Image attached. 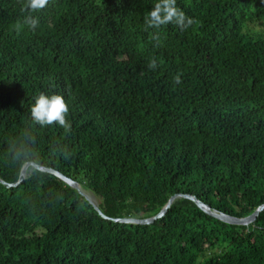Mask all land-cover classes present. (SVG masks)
Listing matches in <instances>:
<instances>
[{"label": "trees", "instance_id": "trees-1", "mask_svg": "<svg viewBox=\"0 0 264 264\" xmlns=\"http://www.w3.org/2000/svg\"><path fill=\"white\" fill-rule=\"evenodd\" d=\"M0 0V264H264V0H177L193 21L146 28L155 0ZM37 17L35 27L29 16ZM155 61V67L152 63ZM179 78V83H176ZM68 128L41 126L40 93ZM104 215L106 218H104Z\"/></svg>", "mask_w": 264, "mask_h": 264}, {"label": "clouds", "instance_id": "clouds-1", "mask_svg": "<svg viewBox=\"0 0 264 264\" xmlns=\"http://www.w3.org/2000/svg\"><path fill=\"white\" fill-rule=\"evenodd\" d=\"M49 0H27L25 11L29 13L38 12L44 9ZM30 25L35 27L37 17L29 16ZM146 28L158 29L168 24H175L180 28H187L193 23L192 19L186 16L185 12L178 7L177 0H155L154 4L144 18ZM152 67H155L153 61ZM177 78L176 83H179ZM69 112L65 98L56 93H40L35 97L31 105L30 115L34 123L41 126L52 125L53 122L62 128L70 127L67 121Z\"/></svg>", "mask_w": 264, "mask_h": 264}, {"label": "water", "instance_id": "water-1", "mask_svg": "<svg viewBox=\"0 0 264 264\" xmlns=\"http://www.w3.org/2000/svg\"><path fill=\"white\" fill-rule=\"evenodd\" d=\"M33 167L35 169H38L40 171H44V172H48L53 174L54 176H56L57 178L61 179L63 182H65L67 185H69L70 187H72L73 189H75L79 194H81L82 196H84L90 203H92L94 205V207L96 208V210L99 211L98 207L92 202V200L86 196L84 194V192L80 189V184L76 181H74L73 179L67 177L66 175L62 174L59 171H56L52 168H48V167H44L41 165H38L34 162H27L23 165L21 171H20V176L17 182L15 183H7L4 180H2L0 178V182L2 184H4L6 187H14L19 185L21 182L24 181V179L26 178V173H27V169L29 167ZM177 197H185L188 198L190 200H192L199 208H201L203 211H205L206 213L226 222L229 224H235V225H245L250 223L251 221H254L256 219V217L258 216V214L264 209V205L259 206L251 215L247 216V217H243V218H237V217H233L221 212H218L216 210L211 209L208 205H206L205 203H203L202 201H200L198 198H196L193 195L190 194H176L174 196H172L168 202L166 203V205L161 209V211L156 214L155 216L149 217V218H144V219H136V218H125V219H113L115 222H125V223H132V224H151L153 223L155 220L163 217L165 215V213L167 212V210L169 209V207L171 206V204L175 201V199ZM104 218H106L104 215H102Z\"/></svg>", "mask_w": 264, "mask_h": 264}, {"label": "rangeland", "instance_id": "rangeland-1", "mask_svg": "<svg viewBox=\"0 0 264 264\" xmlns=\"http://www.w3.org/2000/svg\"><path fill=\"white\" fill-rule=\"evenodd\" d=\"M262 32H264V21H263V23H260V25H259V24L256 25V26L252 29V35L255 37V36L261 34ZM83 191H84V194H85L86 196H88V197H89L94 203L96 202V201H95V198H94V195H93L91 192H89V191H87V190H84V189H83Z\"/></svg>", "mask_w": 264, "mask_h": 264}, {"label": "bare ground", "instance_id": "bare-ground-1", "mask_svg": "<svg viewBox=\"0 0 264 264\" xmlns=\"http://www.w3.org/2000/svg\"><path fill=\"white\" fill-rule=\"evenodd\" d=\"M80 189L83 191V189L80 187ZM84 192V191H83Z\"/></svg>", "mask_w": 264, "mask_h": 264}]
</instances>
